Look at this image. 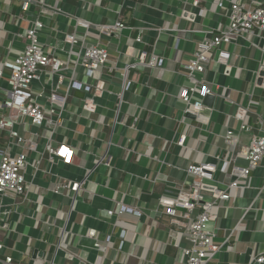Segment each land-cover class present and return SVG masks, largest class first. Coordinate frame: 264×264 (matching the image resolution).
<instances>
[{
    "label": "crops",
    "instance_id": "crops-1",
    "mask_svg": "<svg viewBox=\"0 0 264 264\" xmlns=\"http://www.w3.org/2000/svg\"><path fill=\"white\" fill-rule=\"evenodd\" d=\"M1 1L0 66L5 58L22 52L25 41L19 33L39 13L46 25L40 40L64 60L73 52L70 69L65 71L67 82L60 84L59 92L67 94L73 77L87 83L100 81L105 87L95 97L93 112L80 108L86 93L71 89L63 123L68 121L66 141L75 146L77 154L66 165L57 156L49 160L45 153L40 168L30 175L33 191L18 198L19 212L11 219L13 234L7 243L15 244V249L9 247L4 253L12 255L17 264H33L35 257L56 264H186L182 248L188 229L174 228L160 198L173 197L192 183L194 176L188 167L193 163L214 161L218 179L230 182L223 160L231 157L225 142L228 130L240 133L234 157L252 135H264V90H257L254 98L262 103V118L253 110L247 120L251 128L241 131L235 118L238 103L249 89L246 74L250 79V70L257 67L255 51L234 47L241 56L230 76L223 73L222 65L211 63L207 77L219 84L223 97L215 96L213 111H204L203 116L190 113L182 123L186 104L181 96L190 86L181 72L182 63L191 56L202 28L180 18L177 5L181 0H46L63 12H38L33 5L29 15L21 10L22 0ZM18 15L23 17L19 22ZM77 18L91 22L90 30L77 27ZM118 21L127 28L110 35L97 28ZM75 30L79 44L71 49L66 35ZM139 34L142 42L136 40ZM97 42L108 49L110 59L93 79L76 59L84 46ZM152 52L165 58L163 73L147 64ZM56 83H44L45 92ZM16 128L27 135L39 130ZM55 130L54 137L61 139L63 128ZM182 130L187 134L185 146L176 142ZM6 134L0 132V144L8 140ZM43 141L40 136L41 152ZM36 156L32 151L30 160ZM238 163L246 164L243 157ZM70 183H79L82 194L69 197L63 186ZM234 194L233 201L218 200L217 215L209 224L221 246L209 264H249L254 255L264 254V161ZM119 203L142 208V215L126 212L111 217L108 208ZM183 220L188 218L183 216ZM122 228L124 239L119 235ZM91 229L96 230L95 237L89 234ZM96 243L101 247L96 248Z\"/></svg>",
    "mask_w": 264,
    "mask_h": 264
},
{
    "label": "built area",
    "instance_id": "built-area-1",
    "mask_svg": "<svg viewBox=\"0 0 264 264\" xmlns=\"http://www.w3.org/2000/svg\"><path fill=\"white\" fill-rule=\"evenodd\" d=\"M33 5L39 8L38 12H63L61 8L46 3V0H22L21 10L29 15ZM177 6L181 9L180 18L192 25L199 24L202 28V36L196 41L191 56L182 63L181 72L189 80L190 86L181 96L186 107L180 122L186 123V115L190 113L203 116L204 111H213V107L204 102L206 96L222 98L223 95L218 92L219 84L207 77L209 65L213 62L222 65L223 73L230 76L241 56L234 49L239 46L254 50V59L257 62L256 69L250 70V79L246 74L245 82L249 89L244 92L245 99L238 103L235 113V118L240 122L239 130L250 129L248 117L253 110L257 115H261L262 110V103L254 98L257 90H264V0H181ZM38 14L31 19L30 27L24 33H19L25 41L22 52L15 57L5 58L0 66V132H8V140L0 144V264H17L12 255L4 252L9 247L15 249V244L7 243V240H11V233L13 234L11 219L15 212H19L16 206L18 198L27 196L34 189L30 180L33 170L40 168L45 153L49 155V160L53 161L57 156L66 165L72 164L77 154L75 146L66 141L69 135L68 121L63 123L71 89L86 93L81 99L80 108L89 112L95 111V97L105 91L104 84H100V81L95 84L87 83L73 77L68 81L67 94L59 92L60 84L67 82L65 71L70 69L73 52L69 51L68 59L64 60L58 56L54 47L40 40L46 25ZM22 18V15H18L17 21ZM76 22L77 27L87 30L92 25L80 18ZM97 28L110 35L127 26L118 21L114 25L98 24ZM76 30L66 35L71 49L79 44ZM136 40L142 42L143 36L139 34ZM81 51L76 60L83 67L85 75L94 79L96 73L109 61V51L98 42L84 46ZM164 62L163 56L152 52L147 64L163 73ZM54 80L57 81L55 86L50 92H45L44 83ZM37 84L40 85L39 88ZM42 98L46 99L45 103L40 101ZM17 125L24 129L31 126L39 130L31 131L27 135L19 131ZM56 128H63L61 139L54 137ZM40 136L45 140L42 152L38 150ZM186 138L187 134L182 130L177 144L185 146ZM225 142L231 155L223 159L227 165L225 173L230 177V182L225 183L218 179L217 164L214 161L193 163L188 167L189 173L194 176L192 183L180 189L173 197L160 198L165 213L172 216V223L188 229L187 244L182 248L186 264H209L220 251L221 246L215 240L217 234L209 227L217 215L215 209H218V200L233 201L236 198L234 192L241 188V181L249 178L264 161L263 134L252 135L246 148L237 157H234V153L241 143L240 133L228 130ZM32 151L37 152L34 160H30ZM239 157H243L245 165L238 163ZM217 159L222 160V157L217 155ZM105 164L111 167L110 160H106ZM63 189L71 198L82 194L79 183L67 184ZM126 212L142 215L143 211L142 208H134L124 203H119L116 208H108V213L113 218ZM183 216L188 220L184 221ZM89 234L95 237L96 230H89ZM119 235L124 239L126 230L122 228ZM123 244L124 240L121 241V249ZM95 247L100 248L101 245L96 243ZM263 262L264 254H256L249 264ZM33 264L56 263L43 257H35Z\"/></svg>",
    "mask_w": 264,
    "mask_h": 264
},
{
    "label": "water",
    "instance_id": "water-1",
    "mask_svg": "<svg viewBox=\"0 0 264 264\" xmlns=\"http://www.w3.org/2000/svg\"><path fill=\"white\" fill-rule=\"evenodd\" d=\"M259 83H261V79L259 80ZM214 99H215V96H213V95H207L206 98H205V100H204V102L207 105L211 106L213 104V102H214ZM190 116H192V115L190 114Z\"/></svg>",
    "mask_w": 264,
    "mask_h": 264
},
{
    "label": "rangeland",
    "instance_id": "rangeland-1",
    "mask_svg": "<svg viewBox=\"0 0 264 264\" xmlns=\"http://www.w3.org/2000/svg\"><path fill=\"white\" fill-rule=\"evenodd\" d=\"M221 180V179H220ZM174 228L176 229V225L174 226ZM176 230L173 231V233H175ZM173 238H171V241H172Z\"/></svg>",
    "mask_w": 264,
    "mask_h": 264
}]
</instances>
